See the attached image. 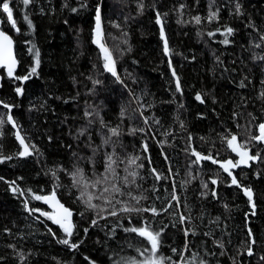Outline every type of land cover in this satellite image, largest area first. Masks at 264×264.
Here are the masks:
<instances>
[{
	"label": "trees",
	"instance_id": "trees-1",
	"mask_svg": "<svg viewBox=\"0 0 264 264\" xmlns=\"http://www.w3.org/2000/svg\"><path fill=\"white\" fill-rule=\"evenodd\" d=\"M8 2L15 27L2 8L0 27L14 39L18 66L11 76L0 68V264H128L130 258L140 264L151 245L125 231L131 227L160 233L156 257L163 264H264V142L251 138L264 123V0ZM97 6L101 43L122 83L105 71L104 54L93 42ZM210 11L217 13L211 21ZM9 114L27 155H19ZM233 135L234 146L257 156L233 172L239 187L219 164L237 159L227 143ZM193 150L218 163H193ZM106 154H113L118 175H108L104 186L115 183L144 197L136 206L157 214L119 211L123 204L115 200L135 205L127 195L113 200L115 216L102 200L92 203L105 211L88 208L87 195L79 198L98 194L91 182L104 174ZM130 157H139L142 167L129 165ZM77 169L85 177L80 185L74 184ZM125 169L137 173L127 187ZM52 191L72 210L76 248L59 242L67 234L42 214L52 213L43 199H35ZM145 248L140 255L137 249Z\"/></svg>",
	"mask_w": 264,
	"mask_h": 264
},
{
	"label": "snow or ice",
	"instance_id": "snow-or-ice-1",
	"mask_svg": "<svg viewBox=\"0 0 264 264\" xmlns=\"http://www.w3.org/2000/svg\"><path fill=\"white\" fill-rule=\"evenodd\" d=\"M22 2L25 6H27L31 2V0H22ZM182 7H183V5H181V8ZM0 8H2V11L7 14L8 20L10 22H12L13 27H15V21L13 19L12 9L10 8V4H9L8 0H3L2 4H0ZM73 11H76V9H73ZM236 12L237 13L240 12V5L239 4L236 5ZM216 17H217L216 12H213V11L209 12V20L210 21L215 19ZM25 19L27 20L28 17L25 16ZM194 19H195L197 24H199L201 22V18L199 16L195 17ZM95 21H96V25H95V29H94V40H93V42L98 44V46L101 48V51L104 54V61H105L104 69H105V71L110 72L112 74V76L116 77V79L118 81H120V77L117 74L115 63L112 59V55L108 51V49L104 46V44L101 43V38H102L101 10H100L99 6H97V8H96ZM157 23H160L159 13L157 14ZM29 26H31L30 21H29ZM226 32L228 35H231L233 32V29L228 27V28H226ZM209 35L210 36L214 35V33H209ZM161 37L164 38L163 27H161ZM261 39L264 40V36H261ZM11 43H12V41L10 40V38L5 33L0 32V64L6 63V62L9 63V75L10 76L12 75L11 64L15 63V61L11 57ZM223 43L224 44L229 43L227 36L225 37ZM260 46L261 45H259V44L256 45V47H260ZM164 51H165V54H168V52H169L166 39H165ZM36 56L37 57L39 56L38 51L36 52ZM36 64L37 65L39 64L38 59L36 60ZM35 72H36V68L33 67L31 69V73H35ZM173 75H175V73H173ZM28 78H29L28 76H25L21 79H28ZM120 82L122 83V81H120ZM94 83H99V81H94ZM179 90H180V84H179V80H177V91H179ZM16 91H17V93H20L21 89L17 88ZM196 99L203 102L200 94H197ZM4 107L7 108V107H9V105H4ZM86 115H90V113H86ZM121 115H123V111H122ZM7 120H8V122H12V120H13L12 116L9 115L7 117ZM3 122H4L3 120H0V124H2ZM145 123L147 124V119H145ZM13 126L15 127V124H13ZM137 130L138 129H132L133 133L136 132ZM109 131L111 132V134L113 136L119 135L117 128H110ZM139 131H143V129H139ZM259 132H260V135L253 136L251 138L255 139L257 141H260V142H264V123L259 125ZM17 139L20 141V143L22 145H24V140L20 137L19 133H17ZM236 139H237V137L235 135H233L231 137V139H229L227 141L228 146L234 152H238L239 148L242 147V145L234 146V142L236 141ZM109 142H110L109 138H105L103 141V143L105 145H107ZM145 148H147L146 145H145ZM96 151H97V149L93 148V155H95ZM27 154H29V152H28L27 146H25L24 151L20 152L19 155L24 156ZM239 154L241 156V159L239 161H236L235 163H233V161L228 160V161L221 163V165H220L224 169L225 172H228V174L230 176L232 175V173L229 171V166L236 167L242 163L246 164L247 160L257 159V156H249L246 151L245 152H239ZM193 155H195L197 157V161H193V163H196L201 159H212L211 156H201V154L198 152H195V150H193ZM137 160H139V157H130L128 160V163H129V165H136V167H142V165L136 164ZM115 162L116 161L114 160L113 154H106V163H105L104 174H99V178L91 182V187L97 188L98 194L93 195V194H89L86 192H81V195L79 198L82 199L85 195H87V199L84 200V203L90 209L100 208L99 205L92 203L93 199L102 200L105 205H111L112 206V210L109 212V214L112 216L117 215V209L115 208V204H123V207H121L119 209V211H122L125 213H132V212L140 213V212L151 211L153 214H157V210L155 208L149 209V208H140V207L136 206V205H139L140 200L143 199L144 197L134 196L132 194V192H130V191L125 193L115 183H113L111 185V187L104 186V182L108 179V175H111L113 178H116L118 175L116 173L115 168L113 167V164ZM212 162L218 163V161H216L215 159H212ZM125 171L127 172V176L124 177V186L127 187L130 183H135V178L137 176V173L135 171H130L129 169H125ZM153 171H155V170H153ZM73 175H74V177H78V178L74 179L75 185H80L81 182L85 179V177H84V175L80 169H77L76 173H74ZM129 177H131L132 179L129 180ZM157 179H160L159 175H157ZM212 183L215 184L216 181L213 180ZM232 184L237 185L238 187L240 186L235 177L232 178ZM83 186L85 188H87L89 185H88V183H84ZM97 186H99V187H97ZM205 187H207V184H205ZM13 191H16V189H13ZM244 193H245V195L248 196L249 200L251 201V199H252L251 190L248 188H244ZM116 195H120V196L127 195L130 198V200H134L136 203H135V205H133V204L129 203L128 201L115 200ZM213 195H215L214 192H213ZM35 199H37V200L44 199L47 201L48 197L35 196ZM172 199L173 200L177 199L175 194H173ZM113 200H115V204H113ZM169 206H171V205H169ZM59 207L61 209L62 214L58 217L49 216V218L53 219L55 223L59 224L60 227L64 230V232L67 234L68 238L62 239L59 242L62 244H65V245H69L71 248H76L77 245L75 243L70 242V237L72 236L73 233L71 231L72 226H71V223H70L68 218L71 217L72 213L69 209L64 208L63 205H60ZM100 211H105V209L100 208ZM42 214L46 215V216L49 215L48 213H42ZM180 219H181V222L183 223L186 218L181 216ZM92 223L95 224L96 220H93ZM85 231H87V229H85ZM125 231L137 233L139 236L146 238L151 245V248H150L151 256H149L146 260L140 262V264H163L164 258L156 257V253H157L159 243H160L159 242V236H160L159 232L154 233V232L149 231L148 229L143 228V227L126 228ZM185 235H188L187 231L185 232ZM254 242L255 241H253V243ZM217 244L219 247H223V245L221 243L217 242ZM185 247H187V245ZM137 251L139 252L140 255H143L144 252H148L149 249L148 248H145L143 250L137 249ZM173 252H176V249H173ZM252 254L253 253L251 251V248H249L248 255H252ZM261 259H264V257H262ZM128 264H137V261L135 258H130L128 261ZM200 264H204V262L201 261Z\"/></svg>",
	"mask_w": 264,
	"mask_h": 264
},
{
	"label": "water",
	"instance_id": "water-1",
	"mask_svg": "<svg viewBox=\"0 0 264 264\" xmlns=\"http://www.w3.org/2000/svg\"><path fill=\"white\" fill-rule=\"evenodd\" d=\"M155 22H156V24H157L158 26L161 25V19H160V23H157V17H156V19H155ZM95 25H96V24H95ZM0 32L5 33V34L10 38V40L12 41V43H11V57H12V59L15 61V63L11 64L12 73H13V71H14V70L17 68V66H18V59H17V57H16L14 39L12 38V36H11L9 33H7L6 31L2 30L1 27H0ZM0 68H3L5 71H7V72L9 73V63L6 62V63H3V64H0ZM9 115H10V114H9ZM9 115H8V116H9ZM8 123L10 124V126H11V127L13 128V130H14V136L17 138V133H19L20 137L24 140L23 136L21 135V133H20L18 127H17L16 122H15L14 120H12V122H8ZM13 124H15V127L13 126ZM20 145H21V147H22V151H24L25 146H27V148H28V144L26 143L25 140H24V145H22L21 143H20ZM235 146H237V145H235ZM239 150H240V148H239ZM245 151L248 153L249 156H251V154H250V149H243V150H241V152H245ZM212 159H213V158H212ZM212 159H204V160H208V161H210L211 163H213V162H212ZM240 159H241V156H240V154H239V157H238L237 161H239ZM228 160L233 161V163L236 162V161H234V160H232V159H227V160H225V161H228ZM225 161H223V162H225ZM249 161H250V160H247V163H246V164H243V163H242V164H239V165L236 166V167H231V166H229V171L232 173L231 176L228 174V172H225L224 169H223L222 167H221V168H222V170L225 172V174L229 177V179H230V181H231V183H232V178L235 177L233 171H235L237 168L247 167V166L249 165ZM223 162H220L219 164L221 165V163H223ZM236 186H237V185H236ZM243 191H244V189H243ZM44 197H48V200L46 201V200L43 199V200H42V201H43V204L47 207V209H49V210L53 213V217H58V216H60V215L62 214V213H61V209H60V207H59L60 205H63L64 208L69 209V210L71 211V213H72V210H71L70 208L66 207V206H65V205L59 200L57 194H56L54 191H52V192L49 193V194H46ZM252 201H253V194H252V199H251V201H250L251 204H252ZM252 209L254 210V206H252ZM72 215H73V213H72ZM72 215H71V217L68 218L69 221H70V223L72 222ZM53 222H54V220H53ZM54 224L60 227L59 224H57V223H55V222H54ZM250 243H251V244L253 243V239H252V238H251Z\"/></svg>",
	"mask_w": 264,
	"mask_h": 264
},
{
	"label": "rangeland",
	"instance_id": "rangeland-1",
	"mask_svg": "<svg viewBox=\"0 0 264 264\" xmlns=\"http://www.w3.org/2000/svg\"><path fill=\"white\" fill-rule=\"evenodd\" d=\"M260 133V132H259ZM259 135V134H258ZM49 216H52L53 217V213H50ZM53 220V219H52Z\"/></svg>",
	"mask_w": 264,
	"mask_h": 264
},
{
	"label": "flooded vegetation",
	"instance_id": "flooded-vegetation-1",
	"mask_svg": "<svg viewBox=\"0 0 264 264\" xmlns=\"http://www.w3.org/2000/svg\"><path fill=\"white\" fill-rule=\"evenodd\" d=\"M237 153V157H238V152H236ZM230 185H232L231 183H230Z\"/></svg>",
	"mask_w": 264,
	"mask_h": 264
},
{
	"label": "bare ground",
	"instance_id": "bare-ground-1",
	"mask_svg": "<svg viewBox=\"0 0 264 264\" xmlns=\"http://www.w3.org/2000/svg\"><path fill=\"white\" fill-rule=\"evenodd\" d=\"M259 135H260V133H259Z\"/></svg>",
	"mask_w": 264,
	"mask_h": 264
}]
</instances>
